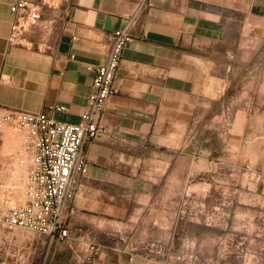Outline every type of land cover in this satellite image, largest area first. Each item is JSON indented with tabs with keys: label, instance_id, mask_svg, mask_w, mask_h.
Masks as SVG:
<instances>
[{
	"label": "crops",
	"instance_id": "1",
	"mask_svg": "<svg viewBox=\"0 0 264 264\" xmlns=\"http://www.w3.org/2000/svg\"><path fill=\"white\" fill-rule=\"evenodd\" d=\"M16 1L0 0V107L46 111L66 122L87 108L112 32L145 1L104 107V131L86 146L83 191L68 219L73 241L91 240L100 250L83 262L63 242L49 264H181L140 254L126 232L175 176L207 162L216 168L221 152L207 150L202 128L214 119L231 72L220 73L218 61L233 59L240 37L253 35L264 0H64L45 10L54 24L40 47L38 29L29 33L33 45L8 41ZM54 105L66 110L51 112Z\"/></svg>",
	"mask_w": 264,
	"mask_h": 264
},
{
	"label": "rangeland",
	"instance_id": "2",
	"mask_svg": "<svg viewBox=\"0 0 264 264\" xmlns=\"http://www.w3.org/2000/svg\"><path fill=\"white\" fill-rule=\"evenodd\" d=\"M218 64L231 72L202 130L207 150L221 157L216 168L207 162L175 176L141 206L126 232L140 254L181 264H264V17L255 18L253 35L240 37L234 58ZM23 151L20 136L0 127V264H49L64 244L49 248L45 237L5 224L8 206L23 201Z\"/></svg>",
	"mask_w": 264,
	"mask_h": 264
},
{
	"label": "built area",
	"instance_id": "3",
	"mask_svg": "<svg viewBox=\"0 0 264 264\" xmlns=\"http://www.w3.org/2000/svg\"><path fill=\"white\" fill-rule=\"evenodd\" d=\"M60 0H18L10 5L13 19L8 41L11 44L33 45L29 38L38 29L41 40L53 28V19L44 17L46 9H56ZM145 1L127 15L124 26L111 34V49L105 63L95 68L92 92L87 108L77 122L56 119L46 111H28L0 107V127L8 124L20 136L24 155L29 158L24 173L23 201L8 206L5 224L45 237L50 248L67 242L71 257L90 262L100 246L91 240L71 239L68 219L74 211L73 201L83 191L81 177L87 172L86 146L104 131L101 117L122 59L123 51L134 38L132 26ZM51 112H63L65 105L49 107ZM24 163V160H22Z\"/></svg>",
	"mask_w": 264,
	"mask_h": 264
}]
</instances>
